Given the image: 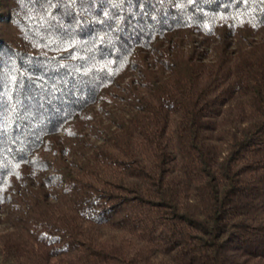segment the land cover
I'll use <instances>...</instances> for the list:
<instances>
[{"label": "trees", "instance_id": "trees-1", "mask_svg": "<svg viewBox=\"0 0 264 264\" xmlns=\"http://www.w3.org/2000/svg\"><path fill=\"white\" fill-rule=\"evenodd\" d=\"M0 223V264H264V0H0Z\"/></svg>", "mask_w": 264, "mask_h": 264}, {"label": "rangeland", "instance_id": "rangeland-1", "mask_svg": "<svg viewBox=\"0 0 264 264\" xmlns=\"http://www.w3.org/2000/svg\"><path fill=\"white\" fill-rule=\"evenodd\" d=\"M207 49H210V47H207ZM4 227V223H0V228Z\"/></svg>", "mask_w": 264, "mask_h": 264}]
</instances>
